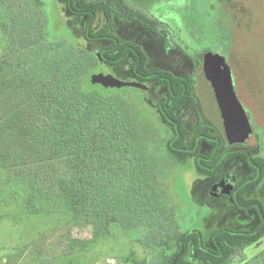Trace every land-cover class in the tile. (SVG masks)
I'll return each mask as SVG.
<instances>
[{"label": "trees", "instance_id": "16d2710c", "mask_svg": "<svg viewBox=\"0 0 264 264\" xmlns=\"http://www.w3.org/2000/svg\"><path fill=\"white\" fill-rule=\"evenodd\" d=\"M160 1L6 0L11 31L5 38L12 47L0 62V73L17 64L23 68L8 82L11 95L19 99L0 119V170L17 179L12 186L29 187L64 206L75 223L83 220L91 227L95 239L109 232L119 214L145 227L141 243L152 248L151 258L138 260L130 253L127 263L229 264L263 239L264 216L249 231L224 227L205 234L195 225L184 228L165 206L156 180L164 183L168 178V162L174 167L192 164L199 179L215 177L230 158L243 157L249 167L257 168L238 184L236 198L253 207L258 202L246 200L244 193L261 181L264 160L250 158V164L244 151L226 148L209 123H197L201 107L196 80L207 50L189 52L175 40L169 42L191 65L179 75L152 66L142 43L120 36L119 24L135 25L151 37L169 34V25L152 14L153 4ZM53 4H59L71 21L80 22V36L69 28H54ZM171 36L175 38L173 30ZM85 45L100 47L88 50ZM124 67L130 75L127 81L147 88H134L140 94L134 99L122 89L91 82L102 68L117 73ZM152 90L160 92L153 101L146 98ZM143 106L162 127L159 141L151 138L153 128L141 112ZM188 110L196 115L194 128L189 126ZM6 129L11 132L6 134ZM147 144L154 146V159L147 154Z\"/></svg>", "mask_w": 264, "mask_h": 264}, {"label": "rangeland", "instance_id": "374dc122", "mask_svg": "<svg viewBox=\"0 0 264 264\" xmlns=\"http://www.w3.org/2000/svg\"><path fill=\"white\" fill-rule=\"evenodd\" d=\"M9 13L6 0H0V62L12 47L5 38L6 32L10 34L11 31L6 21ZM152 14L169 25V34L165 31L158 37H151L140 32L135 25L119 24L117 30L120 36L142 43L152 66L179 75L190 70L191 65L178 47L169 46V42L174 44V40L189 52L207 50L205 52L210 55L225 57L231 68L236 96L246 113L251 112L250 119L248 117L250 125L254 120L251 128L261 133V154L264 155V0H163L153 4ZM51 18L58 32L69 28L73 30V35L80 36V22L71 21L59 4H53ZM85 47L96 50L100 46ZM27 58L31 61L33 56ZM21 67L17 64L0 73V119L5 118L3 113L19 99L18 95H11L8 82L20 73L17 69ZM99 73L132 82L127 81L130 75L126 67L117 73L102 68ZM121 89L125 92L122 94L131 99L140 95L134 88ZM159 94L152 90L146 98L153 101ZM141 110L153 128L151 138L159 141L162 127L148 110L149 114H145L146 106ZM195 116L193 110L187 111L190 128L198 126L194 122ZM6 130V134L11 132V129ZM194 135L195 130L190 133L189 139ZM150 145L147 144V154L154 159V146L150 148ZM239 166L237 171L245 174V169ZM165 171L168 178L164 183L157 179L156 187L161 190L165 206L173 210L175 220L184 228L195 225V228L209 234L221 227L236 230L254 227L255 220L251 216L236 214L226 202H217L203 195L209 182L197 179L192 164L174 167L168 162ZM13 180L17 179L0 170V264H121V259L127 258L130 253H134L138 260L151 258L149 253L152 248L141 243L146 237V229L136 221L126 220L119 214L118 222L109 226V232L95 239L91 227L83 220L75 223L64 206L50 200V196L37 195L29 187L13 185L20 187L19 191L16 190L11 185ZM191 189L192 200L189 197ZM252 197L264 201V186ZM256 256L260 258L250 262ZM244 262L264 264V238L235 256L229 264Z\"/></svg>", "mask_w": 264, "mask_h": 264}, {"label": "water", "instance_id": "95a60500", "mask_svg": "<svg viewBox=\"0 0 264 264\" xmlns=\"http://www.w3.org/2000/svg\"><path fill=\"white\" fill-rule=\"evenodd\" d=\"M91 82L104 88L147 90L145 86L119 80L111 74H94ZM196 93L206 118L217 128L228 146L236 143L254 146L255 135L236 96L231 68L225 57L203 55L202 69L196 80Z\"/></svg>", "mask_w": 264, "mask_h": 264}, {"label": "flooded vegetation", "instance_id": "af4514ba", "mask_svg": "<svg viewBox=\"0 0 264 264\" xmlns=\"http://www.w3.org/2000/svg\"><path fill=\"white\" fill-rule=\"evenodd\" d=\"M200 107H201V103H200ZM250 113H251L250 111L249 113L248 111L246 113L249 119H250V115H249ZM196 119H197L198 124L199 123L206 124V122L209 123L213 130L211 131L212 134L218 132V134L221 136L217 128L213 124H211L206 118L205 114L203 113L202 107H201V113L197 115ZM253 122L251 121V125L254 124ZM253 133L255 135V144L253 147H250L248 144H241V143H236V144H232L228 146L222 136L221 138L223 139L226 148L233 147L234 149L236 148V149H240L244 151L247 157L249 158L248 159L249 163L251 164L250 158H253V159L260 158L264 160V155L261 154V145H260V134L261 133H258V132L256 133L254 130H253ZM263 149H264V146H263ZM201 153L204 154L205 152L201 151ZM239 165H241L242 168L245 169L246 171L245 174H241L240 172L237 171L236 167ZM251 167H249L245 163L243 157L235 156V157L230 158L225 163L224 167L222 168V170L217 176L212 177V178L202 177V178H199L198 180L209 182V186L207 187L205 191H203L205 192L203 195H206V198L215 200L217 202L224 201L226 202V205L230 209H232L236 214H242L245 217L251 216L255 220L254 227L252 228L254 229L261 222L262 216H264V201L260 198L258 199L256 197H252V195L257 193L264 186V174H263L261 181L254 187L253 190L244 193L245 194L244 197L246 200H255L258 203H255L253 207H251L250 205L243 204L239 200L237 201V198H236V195H238L241 189V187H239L238 184L248 179L249 177H251V175L253 174V169L257 168L255 164H252ZM191 200H192V193H191ZM221 228H224V227H221ZM252 229H249V230H252ZM232 230L238 231L236 229H232ZM242 230L249 231L247 229H241V231Z\"/></svg>", "mask_w": 264, "mask_h": 264}, {"label": "crops", "instance_id": "0c3cea01", "mask_svg": "<svg viewBox=\"0 0 264 264\" xmlns=\"http://www.w3.org/2000/svg\"><path fill=\"white\" fill-rule=\"evenodd\" d=\"M126 259V258H125ZM125 259H121V264H130V263H127L125 262ZM109 262V260H107V263Z\"/></svg>", "mask_w": 264, "mask_h": 264}]
</instances>
